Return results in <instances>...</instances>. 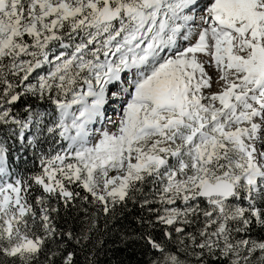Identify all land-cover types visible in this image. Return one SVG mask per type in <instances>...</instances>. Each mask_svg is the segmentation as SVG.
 <instances>
[{
    "label": "snow or ice",
    "instance_id": "1",
    "mask_svg": "<svg viewBox=\"0 0 264 264\" xmlns=\"http://www.w3.org/2000/svg\"><path fill=\"white\" fill-rule=\"evenodd\" d=\"M130 207L145 264H264V0H0V264Z\"/></svg>",
    "mask_w": 264,
    "mask_h": 264
},
{
    "label": "trees",
    "instance_id": "2",
    "mask_svg": "<svg viewBox=\"0 0 264 264\" xmlns=\"http://www.w3.org/2000/svg\"><path fill=\"white\" fill-rule=\"evenodd\" d=\"M19 167L33 170L34 165L31 162V157L22 161ZM138 213V208L130 207L123 218L117 220L114 226H110L108 233L102 237L103 244L99 251V264H145L146 246L141 242L129 241L125 243L121 240V233L126 227H137L134 220Z\"/></svg>",
    "mask_w": 264,
    "mask_h": 264
},
{
    "label": "rangeland",
    "instance_id": "3",
    "mask_svg": "<svg viewBox=\"0 0 264 264\" xmlns=\"http://www.w3.org/2000/svg\"><path fill=\"white\" fill-rule=\"evenodd\" d=\"M210 73L212 75L215 76V72L212 69H209ZM106 116L108 119L110 120H116L118 118V113L114 112L112 109H109L106 113ZM94 128H103V127H107L109 130H113V125L111 123L108 122V120L106 119V121L104 122V124H97L93 126Z\"/></svg>",
    "mask_w": 264,
    "mask_h": 264
}]
</instances>
